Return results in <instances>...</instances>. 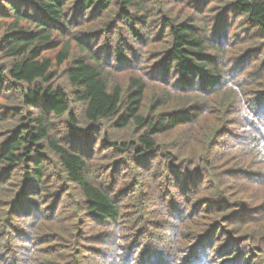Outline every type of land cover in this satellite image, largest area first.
Segmentation results:
<instances>
[{"label": "trees", "instance_id": "16d2710c", "mask_svg": "<svg viewBox=\"0 0 264 264\" xmlns=\"http://www.w3.org/2000/svg\"><path fill=\"white\" fill-rule=\"evenodd\" d=\"M0 264H264V0H0Z\"/></svg>", "mask_w": 264, "mask_h": 264}]
</instances>
